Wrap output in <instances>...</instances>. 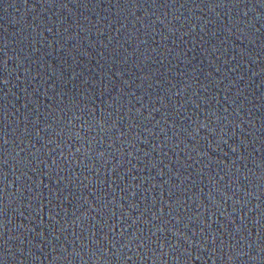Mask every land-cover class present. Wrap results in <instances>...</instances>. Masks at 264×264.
<instances>
[{
	"label": "water",
	"instance_id": "obj_1",
	"mask_svg": "<svg viewBox=\"0 0 264 264\" xmlns=\"http://www.w3.org/2000/svg\"><path fill=\"white\" fill-rule=\"evenodd\" d=\"M0 264H264V0H0Z\"/></svg>",
	"mask_w": 264,
	"mask_h": 264
}]
</instances>
